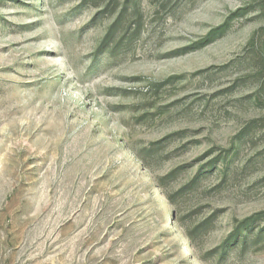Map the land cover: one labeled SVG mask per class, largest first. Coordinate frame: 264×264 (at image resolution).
Wrapping results in <instances>:
<instances>
[{
    "label": "rangeland",
    "instance_id": "374dc122",
    "mask_svg": "<svg viewBox=\"0 0 264 264\" xmlns=\"http://www.w3.org/2000/svg\"><path fill=\"white\" fill-rule=\"evenodd\" d=\"M261 231L264 0H0V264H264Z\"/></svg>",
    "mask_w": 264,
    "mask_h": 264
},
{
    "label": "trees",
    "instance_id": "16d2710c",
    "mask_svg": "<svg viewBox=\"0 0 264 264\" xmlns=\"http://www.w3.org/2000/svg\"><path fill=\"white\" fill-rule=\"evenodd\" d=\"M258 219H256L255 217L254 218H251V219H249V221H252L253 223L254 222H256V221H258L259 219H260V217L259 216H256ZM256 219V220H255ZM248 220L247 221H245L244 223H242V225H244L245 223H247V222H249ZM250 223V222H249ZM251 226V224H249V225H244V226H241L243 229H249V227ZM240 227V228H241ZM239 228V229H240ZM239 229H237V232L239 231ZM239 234V233H238ZM235 235V234H234ZM246 238V237H245ZM262 238H264V231H261L260 232V234H259V239H262ZM246 242V241H245Z\"/></svg>",
    "mask_w": 264,
    "mask_h": 264
}]
</instances>
